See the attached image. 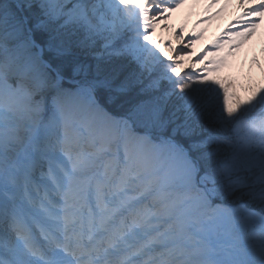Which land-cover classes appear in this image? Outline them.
Masks as SVG:
<instances>
[{
    "label": "snow or ice",
    "instance_id": "1",
    "mask_svg": "<svg viewBox=\"0 0 264 264\" xmlns=\"http://www.w3.org/2000/svg\"><path fill=\"white\" fill-rule=\"evenodd\" d=\"M183 3L0 0V264H264V83L161 48Z\"/></svg>",
    "mask_w": 264,
    "mask_h": 264
},
{
    "label": "rangeland",
    "instance_id": "2",
    "mask_svg": "<svg viewBox=\"0 0 264 264\" xmlns=\"http://www.w3.org/2000/svg\"><path fill=\"white\" fill-rule=\"evenodd\" d=\"M195 8V0H185V3H183L168 17V19L175 25L178 30L183 29L181 34L187 35L185 40L181 43L182 47L186 46L185 42L188 41L189 38L192 39V35L196 32V30H198L199 27L201 28V26H198L196 24L197 21L200 20L201 16L195 15ZM212 25L213 24H210L209 27L207 26L208 29L205 35L203 33H200L197 37L192 39L194 42H192L191 46L188 48L190 55L188 56V59H184L185 66L187 67L191 61L195 60V58L201 53L205 52V50L210 53L208 54L209 59L211 58V54L213 52H217L219 53V55L223 56L227 55L229 50H231L233 54L228 56L227 65L222 69L219 75L234 79L237 82V90L240 91L241 95L245 94V86L249 84L264 83V46L261 47L259 44L253 49L248 50L246 55H240V53H236L235 51L233 52V49L228 46H225V48L222 50L217 49L216 47H214V44H211L213 38ZM172 29L173 27H170L167 30L163 28V31L169 36L173 35V39L178 42L179 38L177 36V32L180 31L176 30L174 33L175 29ZM161 30L162 29H159V31ZM156 41L160 44L161 48H165L167 51H169L168 45L165 46L162 45L158 40ZM262 41H264V39ZM193 43L197 45L196 48H193ZM206 62L207 61H205V63ZM202 66L203 65L200 63L197 64L198 68ZM226 74H228V76H226Z\"/></svg>",
    "mask_w": 264,
    "mask_h": 264
},
{
    "label": "bare ground",
    "instance_id": "3",
    "mask_svg": "<svg viewBox=\"0 0 264 264\" xmlns=\"http://www.w3.org/2000/svg\"><path fill=\"white\" fill-rule=\"evenodd\" d=\"M195 3V15L201 16L200 20H198L196 24L198 26H201V28L199 27L198 30H196V32L192 35V39L197 37L200 33H203L205 35L209 25L213 24V38L211 44H219L221 47H216L217 49L222 50L225 48V46H228L233 49V52L235 51L236 53H240V55H246L247 51L253 49L255 46H258L259 44L261 47L264 46V41H262L264 39V20H261L259 23V27L251 37L240 44L239 47H233V44L240 39L235 35V30L242 27L241 23H238V20L242 15V9L238 0H218L217 3H212V0H195ZM248 6L249 5L247 4L245 5V7ZM246 19H251V17H247ZM168 20L169 19H167L166 21L161 20L159 22L155 33H153L152 35V39L158 40L162 45L165 46H167L168 42H170L171 47L168 46V49L169 53L171 54L172 48L182 47L181 43L185 40L187 35L180 33L178 42L173 39V35H167L163 31V28L167 30L170 27H173V29H175L174 33L176 30L180 31L170 20ZM159 29L162 30L159 31ZM193 46V48L197 47V45H195L194 43ZM184 59H188V56H186ZM226 76H228V74H226Z\"/></svg>",
    "mask_w": 264,
    "mask_h": 264
}]
</instances>
